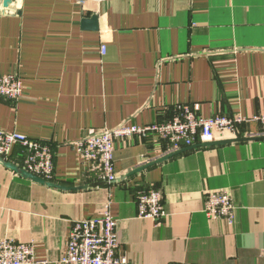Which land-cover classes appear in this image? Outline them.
I'll use <instances>...</instances> for the list:
<instances>
[{
	"label": "crops",
	"instance_id": "1",
	"mask_svg": "<svg viewBox=\"0 0 264 264\" xmlns=\"http://www.w3.org/2000/svg\"><path fill=\"white\" fill-rule=\"evenodd\" d=\"M5 1L0 75L18 74L24 93L0 96V128L51 149V182H96L72 143L124 120H171L195 105L203 117L264 114V0ZM92 16L95 29L83 21ZM261 135L259 122L246 121L233 142L131 175L168 144L152 135L117 140L115 180L90 189L49 187L0 163V239L31 242L38 261L60 264L71 223L108 208L127 264H264ZM23 158L16 146L8 160ZM150 188L163 194L159 220L137 216L135 198ZM209 189L229 192L231 221L205 214Z\"/></svg>",
	"mask_w": 264,
	"mask_h": 264
},
{
	"label": "built area",
	"instance_id": "2",
	"mask_svg": "<svg viewBox=\"0 0 264 264\" xmlns=\"http://www.w3.org/2000/svg\"><path fill=\"white\" fill-rule=\"evenodd\" d=\"M105 50V45H100V53H105ZM23 93V81L18 74L0 75L1 97L18 100ZM197 108V105L191 108L184 107L182 113L171 120L152 121L145 125L124 120L116 127L86 135L74 141L72 145L81 160L86 163L88 175L93 176L96 181L110 184L116 176L113 153L117 140L152 135L156 140L168 144L169 153L194 143L232 139L236 137L237 125L246 121H257L264 128V114L254 117L240 114L230 117L218 114L203 117L197 113ZM16 146H21L24 153L21 167L38 177L52 181L54 164L51 149L40 141L0 128V156L8 160ZM135 201L139 218L159 220L165 213L163 194L159 189L150 188L139 192ZM235 208L228 191L221 189L204 191L203 211L208 217L231 221ZM116 225L117 219L110 214L108 208L104 209L101 215L73 221L60 264H127V258L118 254L120 243L115 232ZM0 264L45 262L36 259L33 243L5 238L0 239Z\"/></svg>",
	"mask_w": 264,
	"mask_h": 264
},
{
	"label": "water",
	"instance_id": "3",
	"mask_svg": "<svg viewBox=\"0 0 264 264\" xmlns=\"http://www.w3.org/2000/svg\"><path fill=\"white\" fill-rule=\"evenodd\" d=\"M9 3V0L5 1V5H7ZM85 21L84 23L86 24H93V27L92 28H97V25H96V18L95 16H92L90 21L89 20H83ZM259 138H264L263 135H261V137ZM234 140H237V139H223V140H214V141H207V142H202V143H194V144H191L190 146H187V147H184V148H181V149H177V150H174L172 152H169L167 153L166 155H163L161 156L160 158L154 160V161H151L149 163H146L145 165H142L140 167H138L137 169H135L134 171H132L131 173H129V175L131 174H134L136 172H139L141 171L142 169H145L155 163H158V162H162L164 160H167L168 158L174 156V155H177V154H180L182 152H185V151H188V150H191V149H195V148H198V147H210V146H219V145H225L227 143H230V142H233ZM0 163L8 168L9 170L15 172L16 174L20 175L21 177L25 178V179H28V180H31L33 182H36V183H39V184H43V185H46V186H49V187H54V188H58V189H62V190H80V189H90V188H94V187H97V186H101V185H105L107 184V182L105 181H96V182H92V183H87V184H83V185H79V186H75V187H68V186H63V185H60V184H57V183H54V182H51V181H47L41 177H38L36 175H34L33 173L25 170L23 167L3 158L0 156Z\"/></svg>",
	"mask_w": 264,
	"mask_h": 264
}]
</instances>
